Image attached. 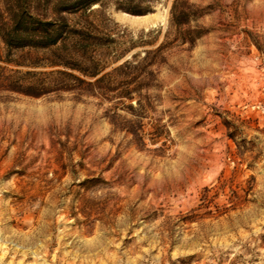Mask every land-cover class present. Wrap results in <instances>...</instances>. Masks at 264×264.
Masks as SVG:
<instances>
[{
	"label": "rangeland",
	"instance_id": "1",
	"mask_svg": "<svg viewBox=\"0 0 264 264\" xmlns=\"http://www.w3.org/2000/svg\"><path fill=\"white\" fill-rule=\"evenodd\" d=\"M103 4L86 49L104 70L68 71L112 73L109 90L52 91L47 53L0 39V74L23 87H0V264H264V0ZM163 43L151 86L118 97L114 69Z\"/></svg>",
	"mask_w": 264,
	"mask_h": 264
},
{
	"label": "trees",
	"instance_id": "2",
	"mask_svg": "<svg viewBox=\"0 0 264 264\" xmlns=\"http://www.w3.org/2000/svg\"><path fill=\"white\" fill-rule=\"evenodd\" d=\"M103 3L104 0H0V39L8 50L32 49L47 53V64L51 67H59L50 72V75L59 77L49 87L52 91L66 89L93 93L97 90H105L106 87L100 84L112 73H107L94 82L86 81L82 77L97 78L104 70L103 66L100 67L102 60H97V51L86 49L102 44L97 42L100 40L98 34L101 31L95 21L90 20V16L96 12L92 7L97 4L104 7ZM184 7L185 9L179 12L178 2L174 3L170 24L175 28L177 40L182 43L190 42L193 45L199 32L190 28L184 29V26L190 22L189 13L186 11L188 6L184 5ZM71 15H80L86 19L84 22H73L69 17ZM165 45L163 43L156 50L147 51L141 64L135 60L137 56L134 55L133 60H127L114 69L113 73H118L115 77L122 76L127 79L123 83L127 85V89L118 92V97L132 99L137 89H128L131 83L151 86L153 72L146 71V80L139 82L140 71L158 62ZM122 57L123 54L118 55L114 62ZM82 59L88 61L91 66L81 67L77 62ZM161 62H164L163 58ZM68 69L78 71L82 76ZM7 80L9 78H3L0 74V87L22 90V85L17 83L5 84ZM38 87L40 85L36 88ZM29 88L34 90L35 87L29 86Z\"/></svg>",
	"mask_w": 264,
	"mask_h": 264
},
{
	"label": "water",
	"instance_id": "3",
	"mask_svg": "<svg viewBox=\"0 0 264 264\" xmlns=\"http://www.w3.org/2000/svg\"><path fill=\"white\" fill-rule=\"evenodd\" d=\"M146 16H148V18L147 19H145V20H142V21H133V20H131V19H129V18H124V20H126V21H128V22H130V23H132V24H138V25H145V24H147V23H149L150 21H151V15H146Z\"/></svg>",
	"mask_w": 264,
	"mask_h": 264
}]
</instances>
